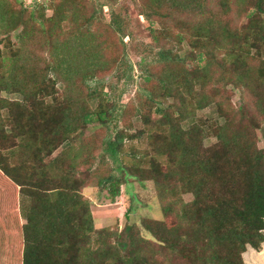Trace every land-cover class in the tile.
Instances as JSON below:
<instances>
[{
	"label": "trees",
	"instance_id": "obj_1",
	"mask_svg": "<svg viewBox=\"0 0 264 264\" xmlns=\"http://www.w3.org/2000/svg\"><path fill=\"white\" fill-rule=\"evenodd\" d=\"M133 1L153 40L136 44L140 64L153 52L160 75L154 85L148 68L144 78L152 87L135 109L141 128L114 139L108 131L101 157L111 166L96 188L114 201L129 178L152 181L163 219L95 229L81 194L90 172L87 180L75 174L85 144L76 149L72 139L118 120L116 100L90 82L122 60L125 38L136 41L131 21L115 11L101 21L94 0H50V16L41 4L29 11L0 0L8 53L6 70L0 65V264H245L248 247L262 249L264 0ZM183 43L190 62L176 48ZM235 90L238 108L230 107ZM88 93L95 110L84 104ZM209 107L218 118H199ZM127 139H145L146 148L127 155Z\"/></svg>",
	"mask_w": 264,
	"mask_h": 264
},
{
	"label": "rangeland",
	"instance_id": "obj_2",
	"mask_svg": "<svg viewBox=\"0 0 264 264\" xmlns=\"http://www.w3.org/2000/svg\"><path fill=\"white\" fill-rule=\"evenodd\" d=\"M13 2L17 0H11ZM24 7L29 11H35L38 9L37 4L45 6L47 10L46 15L50 16L51 11L48 10L50 0H20ZM18 3V2H17ZM96 7L99 10L100 20L103 22H109L110 16L113 11L116 13L126 16V19L130 20L132 23V28L135 34H138L135 42H130L128 38L124 39V43H127V49L118 57L122 60L114 61L108 70L101 73L103 78H98L90 82L91 86H96V83H101L98 86L97 92L103 95L106 93L109 95L111 100H116L117 103V117L118 120L111 122L110 125L104 126L95 122L89 124L83 132H80L74 139L72 143L77 146L78 149L81 145H84L83 153L78 157L76 161L75 174L77 177L86 178L84 174L90 172V178L86 181L81 194L90 200V209L93 216L94 227L97 230L110 229L121 231L124 229L127 221L132 223H138L141 218H150L155 220H162L163 214L161 211L160 200L157 195V190L152 181L141 182L135 178H129L127 183L121 187V194L114 200L111 201L107 190L96 188V180L103 175L106 168L111 166V161L108 159H103L101 157L104 150V139L109 135L108 131L112 130L111 138L114 139L115 135L119 130H123L129 135L135 134L141 128L139 118H136V107L141 103V99L145 100L148 97V91L152 87V83L145 82L147 70L150 68L154 77L153 84L155 85L157 81V76L160 75L159 69H157V64L154 59L153 52H147L146 62L141 63L144 55L139 52L141 45L148 47L152 44V36L150 32V23L145 21L143 17L140 16V8L133 0H94ZM20 4H17L19 7ZM205 5L213 7L211 0H206ZM153 30H159L160 26L158 24L151 25ZM19 31H16L12 35V41L16 43V35ZM136 44L140 45L137 46ZM176 45L177 49L180 50V56L184 58L187 62L192 59L190 48L186 44L181 46ZM4 43L0 41V47L2 48V54H0V65H4L6 70L8 53L6 49H3ZM164 46V45H163ZM160 46H154L155 51H159ZM36 51L38 47L34 45ZM39 53L43 55L42 50ZM47 55V52H46ZM49 57V55H48ZM2 63V64H1ZM159 66V65H158ZM63 85L61 82L58 83V89L60 92L64 93ZM102 90V91H101ZM3 97L10 100H21L22 97L19 94L7 95L2 94ZM85 96V95H84ZM89 93L86 94L84 99V104L91 110H95L98 106V100L92 99L88 100ZM98 97V96H95ZM244 98L246 99L245 95ZM231 106L230 107H241L243 106L244 100L239 91L235 90L231 94ZM171 102L172 99H169ZM133 111V112H132ZM5 113V112H3ZM199 118H213L217 119V113L213 107H209L205 110L198 111ZM77 138V139H76ZM76 139V140H75ZM258 142L259 146H264V125L258 131ZM67 143L64 145L63 149H66ZM146 148L145 139H134L129 141V139L124 142V150L127 155H130L132 151H140ZM136 149V150H134ZM60 152L57 151L56 154ZM95 173H97L95 175ZM191 196H185V200H191ZM126 215L129 216L126 217ZM144 236H148V233L142 231Z\"/></svg>",
	"mask_w": 264,
	"mask_h": 264
},
{
	"label": "crops",
	"instance_id": "obj_3",
	"mask_svg": "<svg viewBox=\"0 0 264 264\" xmlns=\"http://www.w3.org/2000/svg\"><path fill=\"white\" fill-rule=\"evenodd\" d=\"M243 260L245 264H264V243L260 251L248 247L243 254Z\"/></svg>",
	"mask_w": 264,
	"mask_h": 264
}]
</instances>
